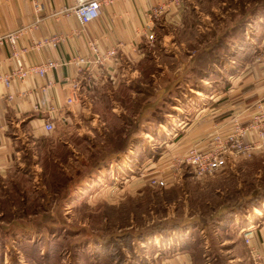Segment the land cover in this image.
<instances>
[{"label": "rangeland", "instance_id": "1", "mask_svg": "<svg viewBox=\"0 0 264 264\" xmlns=\"http://www.w3.org/2000/svg\"><path fill=\"white\" fill-rule=\"evenodd\" d=\"M250 1L190 2L178 22L158 24L132 70L87 91L80 114L55 123L37 142L18 141L14 164L0 181V229L20 234L21 227H41L44 235L51 225L69 237L63 244L68 251L74 242L98 236L109 238L118 255H134L133 241L141 237L190 240L193 230L208 246L193 251L194 264H234L228 260L244 248L223 243L228 235L218 214L244 183L264 176L256 168L262 159L235 162L201 180L186 163L172 164L188 150L179 141L210 105L206 95L227 85L221 74L233 70L229 64L239 40L222 37L233 33ZM217 36L221 40L213 45ZM155 177L168 185H153ZM246 256L250 263L247 251Z\"/></svg>", "mask_w": 264, "mask_h": 264}, {"label": "crops", "instance_id": "2", "mask_svg": "<svg viewBox=\"0 0 264 264\" xmlns=\"http://www.w3.org/2000/svg\"><path fill=\"white\" fill-rule=\"evenodd\" d=\"M32 1L0 0V35L17 32L15 49L19 52L17 60L11 58L9 43H0V75L11 73L19 65L27 68L48 59L56 60L59 65L43 76L29 73L22 79L12 78L8 86L0 80V181L14 164L18 141L34 143L46 137V119L52 118L57 124L58 117L67 116L69 119L80 114L88 90L95 89L104 80H118L125 70H132L133 65L143 59L148 43L144 33L146 24L151 22L155 32L158 24L178 22L185 8L194 0H107L103 2L101 15L83 26L74 15L59 14L74 0H39L44 5L39 20L35 18ZM236 21L245 22L241 38H245L250 48L241 43L236 45L235 62L229 64L233 70L221 74L227 85L206 95L205 101L210 105L205 106L203 114L192 126L189 125L186 136L179 141L185 148H210L211 135L215 131L228 132L235 121L246 124L255 113L257 104L264 100V12L242 14ZM52 36L59 39L55 45L44 42ZM90 43L95 44L103 61L99 65L93 64L90 73H80L73 60L88 57L93 61L95 54L89 49ZM247 49L251 50L249 55ZM108 51H112V55L104 57ZM227 68V65L223 66V69ZM74 82L78 84L77 91L71 87ZM74 93L81 103L67 105L66 99ZM212 102H216L215 107H211ZM257 138L254 131L247 137ZM257 156L264 163V143L251 158ZM254 205L241 214L234 210L220 220L228 235L223 243L230 242L244 248L228 260L234 264H250L239 233L244 224L259 222L252 243L264 253V204ZM21 228L23 233L20 234L11 235L18 230H10V245L5 236L0 264H182L185 261L193 264L189 252L181 250L182 239L174 238L175 234L167 239L164 235H155L141 237L138 242L134 240V255L112 252L109 238L94 236L92 241L83 238L74 242L77 247L73 254L67 248L64 252L63 249L53 250L55 241L48 230L42 235L39 233L41 227ZM194 228L193 223L191 229ZM23 238H28L29 242L20 247L17 242ZM68 238L65 237L64 241ZM190 241L192 245L198 242L207 250V241L198 240L193 230Z\"/></svg>", "mask_w": 264, "mask_h": 264}, {"label": "built area", "instance_id": "3", "mask_svg": "<svg viewBox=\"0 0 264 264\" xmlns=\"http://www.w3.org/2000/svg\"><path fill=\"white\" fill-rule=\"evenodd\" d=\"M107 0H74V3L69 6H65L61 9L59 14L64 16L74 15L80 25H85L87 22L99 17L102 13L103 2ZM111 1V0H109ZM177 2V0H174ZM33 10L36 20L41 18L44 11V5L39 0H33ZM153 24L149 22L145 26V35L148 41L154 39ZM17 32H9L7 34L0 35V43H9L12 48L11 58L18 59L19 52L15 49L17 41ZM59 39L56 36H52L50 39H45L44 42H48L55 45ZM89 49L95 54L93 61L88 57H78L73 61L78 66V72L90 73L91 66L99 65L103 61L97 53V47L95 44L90 43ZM112 51H108L104 57L112 55ZM59 65L56 60L48 59L44 62L33 64L27 68H23L19 65L18 69L12 71L9 74L0 75V80L8 86L12 78L22 79L26 74L34 73L39 76L45 75L48 70L54 69ZM73 91L79 89L77 83L72 84ZM10 98L11 95H8ZM81 103L80 99L74 95L66 99L67 105L75 103ZM59 123H67L69 121L67 116L58 117ZM44 128L50 132L55 129V121L52 118L46 119L44 122ZM256 132L257 139H247L251 132ZM211 147L208 149H198L197 147L189 148L184 154L176 156L174 160L175 167L180 168L184 163L190 166L193 177L196 179H203L211 176L216 172L222 170L225 167L233 165L239 160L250 159L254 152L260 149L264 143V100L257 104L255 113L252 114L251 119L244 125L235 121L228 132L219 133L215 131L211 135ZM151 183L158 187H166L168 182L164 178H151ZM259 222H250L244 224L239 228L243 244L246 247L250 264H264V253L261 252L253 243L252 237L259 226ZM182 264H191L190 261H185Z\"/></svg>", "mask_w": 264, "mask_h": 264}, {"label": "trees", "instance_id": "4", "mask_svg": "<svg viewBox=\"0 0 264 264\" xmlns=\"http://www.w3.org/2000/svg\"><path fill=\"white\" fill-rule=\"evenodd\" d=\"M250 3H253V5H252V7H249L247 9V13L248 14L252 13L253 15H257V14H262L264 12V0H251ZM247 13L243 12L242 14L246 15ZM242 21H244V20H242ZM242 21H236L235 22L236 25L233 27V33L231 34V32H229V34L228 35H224L222 37V39H225V38L229 37L230 35H232L231 37H233L235 35H238L236 38H231L230 37V39L239 40V43H241L242 46L250 48V45L245 40V38L244 37L241 38V31L243 29V25H245V22H242ZM234 33H238V34H234ZM216 38H217L216 39L217 42L215 44H213V45H216V44L219 43V38L221 40L220 36H217ZM211 48H214V47H211ZM224 48H226V47L224 46ZM247 50H248L247 52H248V55H249L251 53V50L250 51H249V49H247ZM236 55H237V53L235 52L234 56L236 57ZM256 168L262 169L263 172H264V163H262V160H259V162L256 164ZM258 199H264V176H261L257 183H255V182H246V183H244L243 187H241V188H239V189H237L235 191V196L232 195V196H230V197H228L226 199V202H225L226 206L225 207H226L227 211L226 212H219L218 215L222 219L223 217H225L229 213H231L235 208H236L235 210L237 212H239L240 214L244 213V211L242 209L243 204L251 206V205H254V203ZM213 216H212V220L214 219ZM218 219H219V217H217V220ZM221 219H219V220H221ZM45 227L44 228L46 230H48L51 235H53V239L52 240L55 241V243L53 242V244H55V246H53V250L58 252V251H62V249H64V248H67V247H63V244H65V241H64V238L66 237L65 235L63 236L62 233H57V228L55 230V228H53L54 226L46 225ZM59 229L61 230V227H59ZM8 233L10 235V230H4L3 228L0 229V256L2 255V252H3V244H4L5 236H7ZM15 233H17V232H13V233L11 232V235H13ZM56 236H58V237H56ZM27 239L23 238L20 242H17V244L20 247H24L25 246L24 244L29 242ZM190 240L187 238V236H184V238L181 240V246H182L181 250L191 252V256H192L193 255V251L199 250V252H200L203 248H201L199 246L198 242L194 243L192 245ZM72 246H73V248H72L73 251L72 252L74 254L77 245L73 244ZM98 251H97V253H98ZM192 262L194 264V257H192Z\"/></svg>", "mask_w": 264, "mask_h": 264}]
</instances>
